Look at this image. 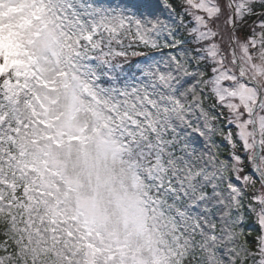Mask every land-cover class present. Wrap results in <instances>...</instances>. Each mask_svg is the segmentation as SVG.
I'll return each instance as SVG.
<instances>
[{"label":"snow or ice","instance_id":"obj_1","mask_svg":"<svg viewBox=\"0 0 264 264\" xmlns=\"http://www.w3.org/2000/svg\"><path fill=\"white\" fill-rule=\"evenodd\" d=\"M107 3L103 21L89 24L95 5L62 0L67 61L0 71V264H39L37 238L77 235L80 218L25 145L48 128L45 97L63 84L113 126L146 134L162 171H172L161 188L175 205L171 227L153 226L169 264H264V0ZM203 137L229 173L223 199L207 191Z\"/></svg>","mask_w":264,"mask_h":264},{"label":"rangeland","instance_id":"obj_2","mask_svg":"<svg viewBox=\"0 0 264 264\" xmlns=\"http://www.w3.org/2000/svg\"><path fill=\"white\" fill-rule=\"evenodd\" d=\"M87 3L95 5L99 13L89 24L102 22L109 11L107 0ZM63 12L62 0H0V57L4 61L0 71L23 61L34 60L41 70L67 61L72 49L61 30ZM61 89L45 97L51 114L48 128L41 131L37 142L30 137L25 145L47 164L48 179L67 212L78 216L80 224L72 239L37 238L34 250L39 264H169L168 242L153 226L162 232L171 227L175 205L161 201L167 194L161 188L173 176L172 171H162L146 134L132 133L125 121L113 126L109 117L80 95L79 88L63 84ZM102 100L106 106L113 103ZM122 103L116 102L118 111ZM203 139L201 165L210 181L207 191L223 199L227 193L221 181L229 173L217 170L208 152L211 140ZM91 144L108 161L107 174L101 178L87 171L85 191L80 180L84 173L75 169L78 161L91 159Z\"/></svg>","mask_w":264,"mask_h":264},{"label":"clouds","instance_id":"obj_3","mask_svg":"<svg viewBox=\"0 0 264 264\" xmlns=\"http://www.w3.org/2000/svg\"><path fill=\"white\" fill-rule=\"evenodd\" d=\"M89 156L91 159H83L76 163L75 171L77 173H84L80 175V180L85 186V191H87V171L91 170L93 173H98L101 178L107 174L106 165L108 161L100 154V151L97 149L96 144L89 145ZM89 165L91 168L89 169ZM72 173L71 165H69V174Z\"/></svg>","mask_w":264,"mask_h":264}]
</instances>
